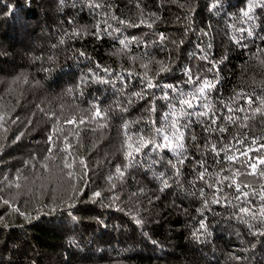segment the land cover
I'll list each match as a JSON object with an SVG mask.
<instances>
[{
  "label": "trees",
  "instance_id": "obj_1",
  "mask_svg": "<svg viewBox=\"0 0 264 264\" xmlns=\"http://www.w3.org/2000/svg\"><path fill=\"white\" fill-rule=\"evenodd\" d=\"M251 2L0 0V264H264Z\"/></svg>",
  "mask_w": 264,
  "mask_h": 264
},
{
  "label": "snow or ice",
  "instance_id": "obj_2",
  "mask_svg": "<svg viewBox=\"0 0 264 264\" xmlns=\"http://www.w3.org/2000/svg\"><path fill=\"white\" fill-rule=\"evenodd\" d=\"M96 7H100V5H95ZM255 5L251 2V0H250V3H249V5H248V7H247V9L246 10H242V12H243V15L245 16V17H249L250 19H251V17L249 16V13L253 10V7H254ZM115 18V17H114ZM121 23H126L125 21H121ZM249 35H251V32H249ZM161 39H163V36L161 35ZM63 42V41H62ZM121 43H124L123 41H121ZM104 71H108V69H104ZM87 83V81L86 80H82L81 81V84H86ZM205 86L207 87V86H210V85H208V82H205ZM78 87H79V85H78ZM148 87H153V85L151 84V83H149L148 84ZM169 87H171V86H169ZM69 91H71V90H69ZM204 91V88H201L200 89V92H203ZM193 99H196V97H193ZM248 102L249 103H251L252 102V100H251V97H249L248 98ZM182 103L183 104H185V105H187V107H189V108H191L192 106H193V104H192V100H189V99H184L183 101H182ZM261 103L262 104H264V101H261ZM95 108H96V110H95V112L93 113V119L95 118V117H103V113H101L100 112V110H99V108L98 107H96V106H94ZM241 111H243V109H241ZM256 111L257 112H262V111H264V109H261V108H257L256 109ZM205 115H207V113H205ZM4 119V117L3 116H0V121H2ZM66 123H75V120H74V118L73 119H69V120H67V121H65ZM85 121H84V119L81 117V119H80V121H79V123L80 124H83ZM215 121H213V123H214ZM246 126V125H245ZM127 127H128V125L127 124H125L124 125V128L125 129H127ZM170 129H176V125L175 124H172L171 126H170ZM222 131H223V129H221ZM57 131H59V129H53V132L55 133V132H57ZM156 132L157 133H162L163 132V130L162 129H156ZM76 135H77V137H78V132L76 133ZM125 136L127 137V140H126V143H127V141H131V139H132V137L131 136H128L127 135V132H125ZM52 139V137L50 136L49 137V140H51ZM193 139H194V137H193ZM66 140H67V138H65V142H66ZM163 140L166 142L163 146L164 147H167L169 144H171L172 142H173V140H176L177 141V147H180V148H182L183 147V143H182V140H183V133H179V135L177 136V131H175V130H173L172 131V135H171V138H170V136L169 135H163ZM140 141H141V143L139 144V146H137V147H135V149H134V151L135 152H140V150H141V148L142 147H146L148 144H152V143H154V141L153 140H147V141H144V138L141 136L140 137ZM128 148L129 149H132L133 148V145L131 144V143H128ZM68 147H70V145L68 146ZM156 147H161V145H156ZM50 151H51V148L49 149ZM243 155H246V153H242ZM126 155L127 156H131L132 155V152L131 151H129V152H127L126 153ZM229 160H232V159H234V157H227ZM81 163L83 164V161H81ZM259 163L260 164H264V159H259ZM65 166L66 167H69V168H71V164H65ZM253 171L251 172V173H249L250 175H253V174H256V164H249L248 165ZM117 171L119 172L120 170L119 169H117ZM70 175H71V173H70ZM203 174H201V176H202ZM237 176L238 175H240V173H237L236 174ZM259 175H261V176H264V171H262V172H260L259 173ZM233 184H235V186H236V188H237V190L238 191H240L241 190V185L240 184H238V183H236V181H235V179H233ZM229 186H232V185H229ZM244 187H248L247 185H245ZM96 196H98L99 195V193H96L95 194ZM242 195H244L245 197L248 195V193L247 192H242ZM216 202H219V201H216ZM4 203L5 204H7V203H9L8 201H4ZM240 211L241 212H245V213H248L250 210L248 209V208H242V209H240ZM23 215V214H22ZM262 215H264V212H262ZM201 228H204V225L203 224H201Z\"/></svg>",
  "mask_w": 264,
  "mask_h": 264
}]
</instances>
